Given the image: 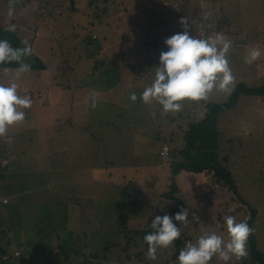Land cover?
Segmentation results:
<instances>
[{
	"label": "rangeland",
	"instance_id": "1",
	"mask_svg": "<svg viewBox=\"0 0 264 264\" xmlns=\"http://www.w3.org/2000/svg\"><path fill=\"white\" fill-rule=\"evenodd\" d=\"M163 1L168 10L150 11L151 24L140 25V0H94L91 6L87 0H41L38 9L35 0H0L1 22L11 25L14 12L45 63L18 79V68L0 69V82L15 80L18 94L32 100L25 120L0 136V264H85L84 257L91 259L87 264L172 262V244L158 248L156 260L136 253L143 248L140 231L151 232L154 216L175 204L161 195L172 182L173 159L160 155L164 144L189 149L195 159L208 154L228 173L174 175L175 196L189 211L188 222H178L187 241L206 232L227 239L224 217L247 221L252 208L256 245L264 254V95L240 91L234 105L216 111L202 128L211 107L230 93L186 99L174 113L140 99L167 51L164 40L184 31L182 18L190 36L199 38L201 27L206 37L219 31L233 41L231 91L240 83L264 87V0H154ZM101 5L107 10L99 19ZM253 46L261 56L245 63ZM132 92L136 101L129 99ZM200 138L207 141L201 151ZM245 248V256L227 264H257L247 241ZM209 264L225 262L214 256Z\"/></svg>",
	"mask_w": 264,
	"mask_h": 264
},
{
	"label": "clouds",
	"instance_id": "2",
	"mask_svg": "<svg viewBox=\"0 0 264 264\" xmlns=\"http://www.w3.org/2000/svg\"><path fill=\"white\" fill-rule=\"evenodd\" d=\"M180 23L184 31L164 40L167 51L160 53L154 79L140 95L145 104L155 102L161 105L164 113L181 111V102L186 99L206 100L214 90L230 93L235 82L228 59L233 41L219 31L203 39L190 36L186 19L182 18ZM14 29L15 26H10L6 30ZM21 43L23 48H13L7 40H0V63L16 61L19 64L15 79L30 71V65L24 63L23 58L31 54V47L27 40ZM260 56L261 50L253 46L245 56V63L251 64ZM18 88L15 80L8 84L0 82V136L7 133L9 126L22 123L25 120L24 109L32 105L30 97L18 94ZM129 99L136 101V93H130ZM92 106L95 107L94 101ZM188 214V209L181 208L173 216H154L148 225L152 231L143 237L148 245L147 259L156 260L158 248H166L180 238V228L173 220L186 224ZM224 223L227 239L216 232H206L195 242L186 241L177 256L179 264H209L214 256L227 264L233 256L237 259L245 256L246 241L253 229L246 220L237 221L232 215L225 216Z\"/></svg>",
	"mask_w": 264,
	"mask_h": 264
},
{
	"label": "trees",
	"instance_id": "3",
	"mask_svg": "<svg viewBox=\"0 0 264 264\" xmlns=\"http://www.w3.org/2000/svg\"><path fill=\"white\" fill-rule=\"evenodd\" d=\"M35 1H36L35 4H37V6H38L37 9L40 8L39 3L41 0H35ZM98 1H100V0H98ZM103 1H106V0H103ZM86 3H87V6H91V5H93L94 0H87ZM71 8H72V6H71ZM106 10H107V7L105 5H101V7L98 10V14H97L98 16L97 17L100 19V14L102 12L103 13L106 12ZM35 15H37V12L35 13ZM10 19L11 20L7 21V22L11 23V25H9L7 23H3L0 20V40H7L13 48H23L24 45L21 43V41L27 40L28 44L31 47V54L28 55L27 57H24L23 62L30 65V70H42V69H44L45 63L41 60L40 56H38V54H36V52L33 50V48H32V46H33L32 42L33 41H31V39L29 40L26 37L27 32L25 33L23 26L20 27V26L15 24L16 18L11 17ZM12 24H14V25H12ZM10 26H15L14 31H7L6 30ZM205 37H206V34H205ZM91 38H95V34H92ZM109 66H113V63H110ZM3 68H19V64L16 61L0 63V69H3ZM240 91H243L246 93H253L254 92V93L264 95V87L263 86L262 87H260V86L259 87L245 86L242 83H240V84H238L236 89H234L230 92V98L226 102H223L221 104H215L211 107L207 117L197 127L202 128L206 122L211 121L212 118L214 117V113H216V111L218 112L224 108H228V107L234 105L236 103L235 98ZM190 132H191V129L189 131H187V133H186L187 138H189L188 140H191V138L189 137ZM191 143H192V140H191ZM189 144H190V141L187 143V146ZM206 144H207V141L205 139L200 138L199 142H198V146H200L201 148H199V151H201L202 148H204V146ZM209 149H210V151H212L214 153L212 146H210ZM189 152H190L189 149L187 150L186 148H179L178 146H174L172 148L168 147L167 155L168 154L171 155L170 159H173L171 165L169 166L170 168H169V173H168L169 174L168 177H169L170 181H172V182H170V188L167 191H163L161 195L163 197H167V199H173L175 202L174 205H172L166 209V214L169 216H173L181 208L186 209V204L180 199V197L175 196V193H176V191H178L179 188L173 182L174 175H178V174H182V173H200V172H202L204 170H208V169H212L215 173H218V174H220V173L224 174L225 173V170H224L225 168L222 165H220L219 163L215 162L216 158H215V161H212L211 159L209 160L208 154H199L198 158L195 159V158L191 157ZM214 155L216 157V153H214ZM4 164H6V163H4ZM225 174H228V173H225ZM232 189H233L234 193L239 195V193L236 191L233 184H232ZM250 209H251V215L248 217L247 223H248L249 227L253 229L252 221L254 218L255 211L252 208H250ZM173 223L176 224L177 227H179L178 221L173 220ZM137 231H140V230H137ZM148 231H149V229L148 230L143 229L140 231L141 233L139 234V236H140L139 238L143 242V248H141V250L136 251L137 256H139V257H140L139 254H143L144 252L145 253L147 252L148 245L144 242L143 237H144V235H146L148 233ZM134 239L135 238H132V240H134ZM187 240H188V236L186 234H184L183 232H181L180 238L175 240L172 243V248H171L172 262L166 261V263H168V264H179V262L177 260V256L179 254V251L184 247L185 242ZM134 241L137 242L136 240H134ZM131 242L128 239L125 247L127 248ZM247 246H248L249 253H250L251 257L254 259V261H256L257 264H264V254L260 250H258V248H257L254 232H252L251 235L249 236V238L247 240ZM3 257H4V259L9 258L8 255H4ZM87 262H91V259L84 257V259L82 260L81 263L87 264Z\"/></svg>",
	"mask_w": 264,
	"mask_h": 264
},
{
	"label": "crops",
	"instance_id": "4",
	"mask_svg": "<svg viewBox=\"0 0 264 264\" xmlns=\"http://www.w3.org/2000/svg\"><path fill=\"white\" fill-rule=\"evenodd\" d=\"M129 2H130V0H129ZM12 5H13V7L14 8H17L16 6V4H14L13 2L11 3ZM168 8H169V2L168 1H163L161 4L160 3H156V2H154V0H140V4H139V8L136 10L135 9V12L137 13V16L139 17V24L140 25H142L143 24V22H149L150 23V21H151V18H150V15H151V13H150V11H155V10H157V9H162V10H165V9H167L168 10ZM132 15H135V13H132ZM140 15H142L143 16V20H142V18H141V16ZM13 17H14V12H13ZM132 18H133V16H132ZM132 21V20H131ZM151 24V23H150ZM16 25H18V24H16ZM144 26V25H143ZM143 26H142V29H143ZM134 29H136V28H134ZM142 40V42L141 43H144V44H146V43H149V41L151 42L152 40H148L147 42L145 41V38H142L141 39ZM140 43V44H141ZM152 43V42H151ZM145 56V55H144ZM134 63H137V62H134ZM105 75H106V77H108L105 81H104V85H106V84H109V80L108 79H110V76H108L109 75V73H105ZM114 81V79L113 80H111V82H113ZM4 161H6V164H4ZM8 164V160L7 159H1V166L2 167H5L6 165ZM5 199V200H4ZM3 201L4 202H8V199L6 198V197H4L3 198ZM15 251H18V250H14V252ZM14 255V254H13Z\"/></svg>",
	"mask_w": 264,
	"mask_h": 264
},
{
	"label": "built area",
	"instance_id": "5",
	"mask_svg": "<svg viewBox=\"0 0 264 264\" xmlns=\"http://www.w3.org/2000/svg\"><path fill=\"white\" fill-rule=\"evenodd\" d=\"M198 36L200 39L205 38V30L201 27L198 28ZM167 153H168V146L166 144H164L162 146V149L160 150V155L165 156V155H167ZM4 163H6V161H4ZM13 254H14V256H18L19 252L15 251Z\"/></svg>",
	"mask_w": 264,
	"mask_h": 264
}]
</instances>
